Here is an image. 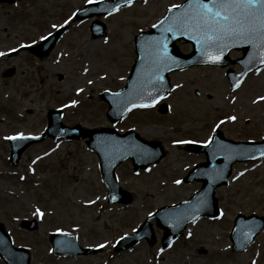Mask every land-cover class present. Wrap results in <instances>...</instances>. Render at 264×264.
Returning <instances> with one entry per match:
<instances>
[{
	"label": "rangeland",
	"instance_id": "1",
	"mask_svg": "<svg viewBox=\"0 0 264 264\" xmlns=\"http://www.w3.org/2000/svg\"><path fill=\"white\" fill-rule=\"evenodd\" d=\"M91 1L97 0H0V222L13 244L29 250V264H264V230L243 252H232L228 237L237 214L264 216V158L235 164L228 184L215 192L219 216L189 224L170 247H161L162 230L153 224L155 243L141 240L112 250L118 238L136 230L158 207L188 198L200 187V182L181 181L204 160L202 153L184 148L187 142H207L216 130L234 140L264 137V100L257 99L264 97V65L234 88L226 69L240 72L237 62L172 72L166 113L157 107L135 109L111 123L98 94L123 86L135 57L134 35L183 0L135 1L100 17L106 35L94 38L89 24L98 17L71 23L74 12ZM66 20L68 29L46 56L19 50ZM177 45L182 52L191 50L183 40ZM229 56L237 59L241 52L231 50ZM51 108H61L68 125L113 126L119 132L133 128L145 139L160 141L166 155L138 173L130 161L117 168L119 185L133 195L127 204L107 202L97 158L84 141L46 139L28 146L11 165L7 139L40 133ZM37 208L43 216L35 214ZM22 220L35 221V228L22 229ZM54 232L73 234L82 246L102 245V250L58 256L48 239Z\"/></svg>",
	"mask_w": 264,
	"mask_h": 264
},
{
	"label": "water",
	"instance_id": "2",
	"mask_svg": "<svg viewBox=\"0 0 264 264\" xmlns=\"http://www.w3.org/2000/svg\"><path fill=\"white\" fill-rule=\"evenodd\" d=\"M126 3L125 0L100 1L90 4L78 13V17L84 19L93 14L109 13L117 6ZM189 0H185L180 8H169L166 14L150 30L142 31L135 36L136 58L131 67L130 75L125 86L116 91H104L100 98L107 101L106 115L112 121H117L132 107L142 105H154L163 98L170 89L168 73L175 69H181L194 64H219L226 65L234 62L228 57L231 49H239L242 56L236 60L243 68L242 72L235 75L229 69L227 75L232 82V87L251 70L264 64V53L257 45L225 39L218 46L202 48L196 39L195 33L189 29L165 31L172 24V19L181 14L187 7ZM104 5L106 7H104ZM93 7H100L96 12ZM104 7V8H102ZM87 11L85 9H90ZM171 9V10H170ZM98 23V22H96ZM98 25V27H97ZM93 27V35L104 33L102 24ZM64 28L51 34L34 47H28L34 54L43 56L53 46ZM183 39L192 44L193 50L189 54H182L175 45V41ZM160 42V51L164 56L163 62H159L156 55L154 42ZM166 48V53L163 49ZM221 49H223L221 54ZM221 55L219 62L209 59V56ZM155 103H152V101ZM161 111H165V105H161ZM48 124L45 131L39 136H23L10 139L12 150L10 160L15 163L20 153L32 142L45 136L65 139H82L92 149L99 159L102 179L107 188L108 202L128 203L132 195L123 190L115 177V167L125 159H131L134 171L146 167L148 164L159 161L165 151L159 142L145 140L133 130L118 133L113 128H84L81 125L67 126L61 121V111L51 109L48 111ZM194 151H202L205 161L195 165L183 178L184 181H201L202 185L187 200L177 204L163 206L147 217L140 228L132 235L125 236L118 241L116 250L128 247L136 243L140 237H145L148 243L153 242L154 233L150 221L156 220V225L163 229L162 244L167 246L179 236L186 225L200 216H215L218 213L215 189L226 184L231 174L232 164L236 161L254 160L264 155V138L261 140L235 141L224 137L220 132H215L209 143L189 144ZM29 228H34V222L23 221ZM264 218L256 214L245 216L239 214L234 219V225L230 232L233 243V251H242L254 239L255 235L263 228ZM53 249L58 253L78 254L89 253L90 248L78 246L72 235L61 233L50 236ZM0 256L6 264H29V253L26 249L14 247L11 238L5 232L0 223Z\"/></svg>",
	"mask_w": 264,
	"mask_h": 264
},
{
	"label": "snow or ice",
	"instance_id": "3",
	"mask_svg": "<svg viewBox=\"0 0 264 264\" xmlns=\"http://www.w3.org/2000/svg\"><path fill=\"white\" fill-rule=\"evenodd\" d=\"M125 2L131 5L133 0H125ZM180 7L182 6H171V8ZM67 23L66 20L65 24ZM173 25L176 30L189 29L193 31L195 33L193 39H196L202 48L218 46L222 41L228 39L257 45L264 53V0H189L184 11L172 19V24L165 31H172ZM53 27L58 26L53 25ZM154 47L157 59L162 63L164 56L160 51V42H154ZM166 51L164 48L163 53ZM222 51L223 49H221V54ZM0 55H4V53H0ZM209 59L219 62L221 55L209 56ZM260 62L264 63V59H261ZM256 70L260 71L258 68ZM78 91L80 90L78 89ZM233 99L235 98L233 97ZM257 99L264 100V97ZM72 103L75 104L76 101H72ZM152 103L155 101L153 100ZM230 119L235 120L236 117L233 116ZM17 137H23V133H18L10 139ZM179 143H183V141ZM176 183H180V181H176ZM35 214L44 215L39 208L36 209ZM98 247H102V245H98Z\"/></svg>",
	"mask_w": 264,
	"mask_h": 264
}]
</instances>
